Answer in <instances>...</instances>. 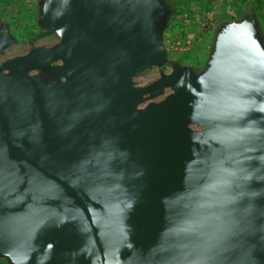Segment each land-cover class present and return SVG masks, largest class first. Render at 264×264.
Masks as SVG:
<instances>
[{
  "label": "water",
  "instance_id": "obj_1",
  "mask_svg": "<svg viewBox=\"0 0 264 264\" xmlns=\"http://www.w3.org/2000/svg\"><path fill=\"white\" fill-rule=\"evenodd\" d=\"M37 9L59 41L0 66V259L264 264L257 19L221 24L203 69L172 63L139 87L167 62L164 0ZM14 42L0 23V53Z\"/></svg>",
  "mask_w": 264,
  "mask_h": 264
},
{
  "label": "rangeland",
  "instance_id": "obj_2",
  "mask_svg": "<svg viewBox=\"0 0 264 264\" xmlns=\"http://www.w3.org/2000/svg\"><path fill=\"white\" fill-rule=\"evenodd\" d=\"M164 1L170 12L162 27L160 40L167 62L161 68L151 67L136 76V86H146L155 81L160 71L168 73L172 63L203 69L208 62L216 32L223 23L253 16L264 36V0ZM37 6L38 0H0V23H5L15 38V42L0 53V66L31 48L52 46L59 41L54 33L39 28ZM169 91L166 89L153 101L162 100ZM0 261L6 263L3 259Z\"/></svg>",
  "mask_w": 264,
  "mask_h": 264
},
{
  "label": "built area",
  "instance_id": "obj_3",
  "mask_svg": "<svg viewBox=\"0 0 264 264\" xmlns=\"http://www.w3.org/2000/svg\"><path fill=\"white\" fill-rule=\"evenodd\" d=\"M0 264H7V263L0 261Z\"/></svg>",
  "mask_w": 264,
  "mask_h": 264
},
{
  "label": "trees",
  "instance_id": "obj_4",
  "mask_svg": "<svg viewBox=\"0 0 264 264\" xmlns=\"http://www.w3.org/2000/svg\"><path fill=\"white\" fill-rule=\"evenodd\" d=\"M168 1V0H167Z\"/></svg>",
  "mask_w": 264,
  "mask_h": 264
}]
</instances>
